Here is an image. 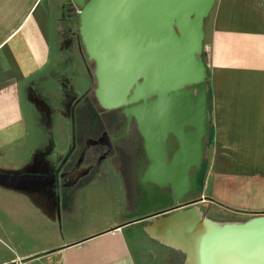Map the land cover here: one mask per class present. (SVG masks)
<instances>
[{
    "label": "crops",
    "instance_id": "crops-1",
    "mask_svg": "<svg viewBox=\"0 0 264 264\" xmlns=\"http://www.w3.org/2000/svg\"><path fill=\"white\" fill-rule=\"evenodd\" d=\"M58 1L0 0V144L12 145L24 170L11 175L43 172L72 148L68 115L90 66ZM201 53L212 136L199 203L206 216L243 220L264 211V0H215ZM43 187L0 185L29 189L17 198L42 207L3 213L0 264H184L180 251L148 237L139 222L70 231L69 214ZM118 192L107 201L113 214Z\"/></svg>",
    "mask_w": 264,
    "mask_h": 264
},
{
    "label": "water",
    "instance_id": "water-1",
    "mask_svg": "<svg viewBox=\"0 0 264 264\" xmlns=\"http://www.w3.org/2000/svg\"><path fill=\"white\" fill-rule=\"evenodd\" d=\"M214 1L71 0L78 9L80 42L93 62L97 104L134 120L149 161L140 181L170 187L177 202L188 187L196 188L206 148L210 120L201 51L203 20ZM168 135L177 148L165 162ZM47 179L0 174V185L45 186ZM199 201L167 213L154 211L169 202L139 207L126 218L140 220L148 237L180 251L184 264H264V211L218 222L204 216Z\"/></svg>",
    "mask_w": 264,
    "mask_h": 264
},
{
    "label": "rangeland",
    "instance_id": "rangeland-1",
    "mask_svg": "<svg viewBox=\"0 0 264 264\" xmlns=\"http://www.w3.org/2000/svg\"><path fill=\"white\" fill-rule=\"evenodd\" d=\"M58 2L62 6L63 13H65V15H69L70 13L69 16L74 20L73 35L79 41L80 38L78 32L75 30L78 26L77 7L73 5L71 0H59ZM89 66V78L86 84L87 86L84 87V93L72 109L69 107L71 110L69 109L68 116L69 120H71L70 124L73 125V130L71 132L73 134L72 148L70 150L74 148L75 151H77L86 140L94 139L102 128V125L99 122L100 120H98V118L92 120L91 117L92 111H95L97 107L93 104L92 90L95 86V79L93 76V62L91 60H89ZM211 136L212 135L210 134V138ZM123 148V145L113 148L112 152H110L109 155L101 161L88 176L82 178L74 187L65 190L66 196L58 199L57 203L60 212L63 214L67 212V214H69L70 220L67 222V229H70V231L92 230L96 227L104 226L109 222L117 221V219L122 220L124 216L129 214L132 197L130 196L129 177L127 173L131 161L129 154L126 153L127 151L124 152ZM12 149V145L8 143L5 145L0 144V174H2V172L4 174H15L24 171L23 164L19 163L17 155H15ZM97 150V148H90V151L92 152H96ZM107 169H111V171L109 174L106 173L105 175ZM113 173L116 178L114 181H117L116 183L118 185L115 187L110 186L114 183L113 180L111 182ZM201 182L202 181H200L196 191V198L202 195ZM117 187H119L120 192H118L119 189ZM115 189L118 192L117 194L120 195H116L115 200H120V202H122L114 205L115 214H113V208L111 205H108L107 201L113 202L112 194L115 192ZM27 191H29V189H14L12 191L0 190V218L3 213L11 210L17 212L26 210L31 211L32 209L42 210L40 209L42 207L34 208L30 202L28 203V201L22 197L17 198V196L22 193H27ZM107 196L109 198H107ZM53 198L55 200V197ZM187 205L188 204H180L178 208ZM196 205L203 211L204 203L197 202ZM253 214L254 213L250 214L249 217L253 216ZM206 217L221 222L219 217H216L215 214L208 212ZM247 218L248 217H242L243 220ZM140 224L141 222L139 224H134V226ZM182 258L183 256L180 255L181 260Z\"/></svg>",
    "mask_w": 264,
    "mask_h": 264
},
{
    "label": "flooded vegetation",
    "instance_id": "flooded-vegetation-1",
    "mask_svg": "<svg viewBox=\"0 0 264 264\" xmlns=\"http://www.w3.org/2000/svg\"><path fill=\"white\" fill-rule=\"evenodd\" d=\"M93 101V104L97 109L92 111L91 117L92 120L98 118L102 128L94 139L89 140H97L103 134L107 136V139L103 138L102 143L91 145H89L87 142L88 140H86L77 151L73 148L64 154L56 164L52 166L46 164L43 172L39 171L38 173H33L48 177L45 181V186L43 187L45 191L52 193L56 201L64 198L66 196L65 190L74 187L82 178L88 176L90 172L93 171L110 152H112L113 148L123 145V151H127L126 153L129 154L131 161L127 173L129 177L130 196L132 197L129 214L135 212L139 207H147L160 204L161 202H169V205L154 211V213H167L178 208L180 204H190L192 200L199 198V196L196 198V191L200 183L202 163L196 174V188L192 189L191 187H188V190L182 195L181 201H172V191L170 187H158L148 182L140 181V177L149 165V161L143 147L144 139L139 135L134 120H127L117 109L106 110L101 108L97 104L94 96ZM110 137H117L118 139L112 141L109 139ZM163 146L164 160L167 162L171 153L177 148V144L174 138L171 135H168ZM90 148H97L98 150L92 152L90 151ZM110 171L111 169H107L105 175L106 173L109 174ZM114 176L113 173L111 182L116 179ZM191 176L192 170L190 169L188 171L189 180ZM138 222L140 223L141 221H134L133 219L126 218V216L119 221L120 225H129Z\"/></svg>",
    "mask_w": 264,
    "mask_h": 264
},
{
    "label": "trees",
    "instance_id": "trees-1",
    "mask_svg": "<svg viewBox=\"0 0 264 264\" xmlns=\"http://www.w3.org/2000/svg\"><path fill=\"white\" fill-rule=\"evenodd\" d=\"M211 130L210 126L207 127V134H206V142H208V139L210 138Z\"/></svg>",
    "mask_w": 264,
    "mask_h": 264
}]
</instances>
